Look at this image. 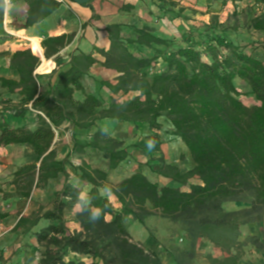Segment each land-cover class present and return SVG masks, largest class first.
I'll return each mask as SVG.
<instances>
[{
    "label": "trees",
    "instance_id": "trees-1",
    "mask_svg": "<svg viewBox=\"0 0 264 264\" xmlns=\"http://www.w3.org/2000/svg\"><path fill=\"white\" fill-rule=\"evenodd\" d=\"M23 1L29 6L24 28L40 23L61 5L58 0ZM152 1L159 2L165 13L180 5L177 0ZM253 1V6L261 9L254 7L249 26L264 33V0ZM184 11L181 6V18ZM4 14L0 6V30ZM106 31L110 49L98 50L102 60L93 54L73 56L69 69L59 72L54 88L40 89L35 74L40 58L31 49L18 50L11 57L10 68L18 73L17 80L0 77L1 88L18 95L17 102L0 103V148L28 145L36 156L32 163L14 171L11 185L15 190L4 193V198L28 200L34 189L65 178L49 208L40 209L30 221L21 218L17 225L29 230L42 220L48 223L36 233L39 245L45 248L40 264H164L129 231L130 223L146 227L150 217L178 226L185 236L182 246L162 245L176 264H196L202 240L223 254L220 258L208 254L209 264H239L247 247L264 252V44L261 54L247 52L217 15L173 39L156 37L147 27L132 28L127 38L118 24L108 25ZM72 39L67 34L45 38L41 43L45 58L50 59ZM95 64L119 73L115 82H102V87L117 97L108 104L86 93L82 84L83 75ZM157 65L161 70H155ZM47 69V65L39 68ZM237 80L249 88L259 105L247 106L239 99ZM76 92L83 94V100L74 97ZM7 110L21 119L29 111L36 112L35 129L10 125L3 117ZM105 119L141 123L155 131L165 119L189 152L193 168L182 173L161 157L155 173L175 186L152 181L145 171L148 162L139 163L133 174L111 183L109 173L130 160L132 152L123 140L97 127L89 140H80L74 133L72 152L100 154L105 167L83 162L73 171L87 189L71 184L67 158L59 159L54 147L56 131L64 123L90 130ZM161 145L158 133L149 137L150 151L160 154ZM84 192L90 203L75 215L80 229L70 230L65 211L77 205ZM226 203L245 207L228 210ZM94 207L102 210L101 217L89 223ZM254 224L262 225L261 234L243 236L242 227ZM71 253L91 261L73 260Z\"/></svg>",
    "mask_w": 264,
    "mask_h": 264
},
{
    "label": "crops",
    "instance_id": "crops-1",
    "mask_svg": "<svg viewBox=\"0 0 264 264\" xmlns=\"http://www.w3.org/2000/svg\"><path fill=\"white\" fill-rule=\"evenodd\" d=\"M58 1L61 2L58 10L40 23H36L28 28H24L27 19V11L29 9L28 4L23 0H18L14 3L11 2V7L5 10L4 14L5 25L2 29L6 34L0 36V77L17 80L18 73L10 68V60L13 53L18 50L35 47L40 55H37L34 51L32 52L40 58V67L43 68L46 65L48 66V69L45 71L36 69L35 74L38 77L40 89L43 91L48 90L57 85L59 72L69 69L73 56L79 53L93 54L94 57L102 60V56L98 53V50L108 51L110 49V39L106 31L108 25H120L122 27L123 38H127L132 28L147 27L156 37L173 39L178 38L176 33H179L182 28L181 24L184 22V19L178 15L179 10L177 9L182 6L181 4L185 3V0H177L180 2V5L174 8V12L172 13H165V11L160 8L159 2L152 0H91L87 5H79L67 0ZM128 6H132V8H127ZM167 26H172V35L165 32ZM64 34L72 35V41L50 59L45 58L44 49L41 46L42 41L47 37H57ZM38 44L39 47L35 46ZM118 75L119 73L115 70L95 64L83 75L82 84L86 93L95 95L102 101L110 102L111 98L117 97L112 95L106 88L102 87V82H115L114 79ZM1 93L8 94L0 85V94ZM12 96L18 97L16 93L12 94ZM74 97L77 100H83V94L80 92H76ZM15 101L18 100H14V102ZM116 124L121 128L123 127L122 125L127 123L105 119L98 121L97 125L90 130L73 129L69 123H64L61 128L56 131L54 147L57 144L58 136L64 135L66 129L70 136V146L67 148V153L65 155L58 153V158L66 159L74 154L79 155L72 152V135L74 133L77 135L78 139L83 140L85 136L82 137V135H84V133L92 136L96 132L97 127L112 131ZM35 127L36 125L30 129H35ZM141 143L142 145L138 150L132 151L133 156H135L138 162L147 161L150 158V154L156 157V152L150 151L148 148L149 141L147 138L144 137ZM165 154V143L162 142L160 157H163ZM35 159V153L28 145H10L0 148V264H40V260L45 252V248L40 246L37 241L36 233L48 223L42 220L38 225L29 230L18 227L17 225L21 215L17 217L16 213L18 207L24 200L15 197L4 198V193H13L15 190L14 186L11 185L14 171L18 167L32 163ZM180 159L181 156H178L176 160H170L166 156L164 161L167 164L176 166L182 173L193 168L191 158L188 167H186V164ZM66 168L70 175L68 181L79 188L85 189L84 183L75 176L74 171H71L67 167V163ZM61 179L62 184L57 188V191H59L65 182L63 176L51 181L48 185L53 182L61 181ZM158 182L162 185L175 186V183L171 180L162 177H160ZM82 194L84 197L86 196L85 192ZM110 200L115 207H119L114 198L110 197ZM243 207L244 206H241V208ZM79 210L80 207L74 205L67 208L65 211L67 226L70 230L80 229L75 217ZM158 221H160L158 217L148 218L146 220V227L143 226L144 238L141 239L142 241L140 239L134 240L141 242L147 248L155 251L164 264H176L173 257L164 250L162 244L148 232L147 228L155 227ZM261 229V224H254L242 227V232H245V235H260ZM181 239L184 241L185 236H182ZM203 247H205L206 251L211 253L213 257L220 258L223 255L219 249L213 247L204 240L199 242L198 253L203 252ZM70 258L86 263L91 261L88 257H80L73 253L70 254ZM197 264L209 263L200 262ZM239 264H264V252L252 247H247L245 249V256Z\"/></svg>",
    "mask_w": 264,
    "mask_h": 264
},
{
    "label": "rangeland",
    "instance_id": "rangeland-1",
    "mask_svg": "<svg viewBox=\"0 0 264 264\" xmlns=\"http://www.w3.org/2000/svg\"><path fill=\"white\" fill-rule=\"evenodd\" d=\"M226 1L227 4L224 3V0H185V3L181 5L185 8L182 18L183 16H185L186 18H183L184 22L181 24L182 28L180 29L179 33H176L177 37L179 38L182 34H185L188 31L189 27L201 26L203 23L210 22L212 15H217L222 22H225L229 26L230 34L232 35L233 39L242 46L246 47L247 52L253 51L257 55L261 54L264 44V33L255 32L249 26L250 17L255 11L254 7H256V9L258 10H260L261 7L256 5L253 6V0H245L242 3L237 2L236 4H233L230 0ZM172 29V26H167L165 28V32L172 35ZM4 34H6V32L1 29L0 36ZM40 66L41 62L39 67ZM39 67L37 69H39ZM155 70H161L160 65H157L155 67ZM237 86L241 93L239 99L245 105H259L256 99L250 94L249 88L244 83L237 80ZM6 100L14 101L18 100V97L12 96V94L1 93L0 103ZM105 103L107 104L109 102L106 101ZM3 117L9 122L10 125L14 127L31 128L36 125V112L34 111H29L26 116L21 119L15 118L13 115V111L7 110L4 111ZM160 122L162 124V128L159 131L150 130L146 125L139 123L124 124L121 128H119L116 124L113 130L109 131V133L113 137L123 140L125 144L129 146L130 152H134L141 147V142L144 137L149 141V137L156 132L159 134L161 141L165 143L166 154L163 155V159L167 156L170 160H176L178 156H181L180 160L184 162V164H186V167H188V163L190 162L191 157L186 147L179 138L175 137L172 134V127L165 119H161ZM82 137H84L83 140H89L91 138V136L87 133H84ZM69 146L70 136L66 129V133L64 135L58 136V141L55 149L57 150V153L65 155ZM133 152L132 158L130 160L124 162L116 170L109 173L108 180L111 183H117L138 170L139 163L145 164L148 162L149 166L145 168V171L152 181L158 182L160 177L155 173V171L161 165L160 154L156 153V157H153L152 154H150V158L147 161L138 162L135 156H133ZM83 162H88L94 167H105V160L102 158V156L92 151H87L83 155L74 154L67 157V167L71 171H73L76 166L82 164ZM193 182H196V180H193ZM61 184L62 179L61 181L53 182L50 185H41L39 188L34 189L31 198L28 200H24L18 207L16 216L19 217L21 215V218L23 220L30 221L32 216L38 213L40 209L49 208L53 200V194L55 191H57V188L61 186ZM85 188L87 189L86 186ZM241 206L245 207V205H241L239 203L225 204V207L228 210H238L241 208ZM26 227L27 226H22L24 230ZM129 229L134 239L141 240L144 238V229L140 223H130ZM148 232L152 236H154L162 245L171 246L178 244L182 246L185 244V242L181 239L182 235L179 231L178 226L168 221H162L160 219V221L155 224V227L148 228ZM244 233L245 232H243V236L246 234ZM208 254L212 255L211 253L206 251L205 247H203V252L199 253L196 264L200 262H208V260L206 259V256Z\"/></svg>",
    "mask_w": 264,
    "mask_h": 264
},
{
    "label": "clouds",
    "instance_id": "clouds-1",
    "mask_svg": "<svg viewBox=\"0 0 264 264\" xmlns=\"http://www.w3.org/2000/svg\"><path fill=\"white\" fill-rule=\"evenodd\" d=\"M0 6H2L5 10H8L11 7V0H0ZM90 201H86L84 199L83 194H81L78 197L77 206L81 208V211L83 212V208L86 207ZM95 210L91 211L88 215V222L89 223H95L98 221L101 217L102 210L98 207H94Z\"/></svg>",
    "mask_w": 264,
    "mask_h": 264
},
{
    "label": "water",
    "instance_id": "water-1",
    "mask_svg": "<svg viewBox=\"0 0 264 264\" xmlns=\"http://www.w3.org/2000/svg\"><path fill=\"white\" fill-rule=\"evenodd\" d=\"M67 1L79 4V5H87L89 4L91 0H67Z\"/></svg>",
    "mask_w": 264,
    "mask_h": 264
},
{
    "label": "built area",
    "instance_id": "built-area-1",
    "mask_svg": "<svg viewBox=\"0 0 264 264\" xmlns=\"http://www.w3.org/2000/svg\"><path fill=\"white\" fill-rule=\"evenodd\" d=\"M32 49V51H33V48H31ZM36 53V52H35ZM37 54V53H36ZM37 55H39V54H37Z\"/></svg>",
    "mask_w": 264,
    "mask_h": 264
}]
</instances>
